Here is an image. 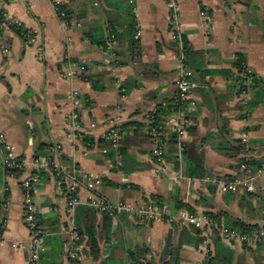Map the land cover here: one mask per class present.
<instances>
[{
    "label": "crops",
    "instance_id": "crops-1",
    "mask_svg": "<svg viewBox=\"0 0 264 264\" xmlns=\"http://www.w3.org/2000/svg\"><path fill=\"white\" fill-rule=\"evenodd\" d=\"M173 1L179 7L180 32L197 53L189 81L196 106L186 136L169 135L159 161L145 130L147 116L177 92L185 67L174 49L167 0H134L132 6L129 0H0V14L35 34L33 44L16 28L6 29L2 37L0 131L14 149L13 157L23 160L24 172L20 178L8 176V153L0 149V264L30 262L29 249L13 245L29 242L23 182L35 173L39 181L33 197L45 248L39 264H69V213L59 169L102 181L92 192L80 179L74 217L83 234L79 264H135L137 259L196 264L205 250L203 232L192 226L106 215L96 203L142 207L161 200L175 203L176 210L182 204L196 214L219 216L225 225L264 227V182H256L254 194H223L213 183L241 175L245 161L264 162V0ZM56 4L69 11V28L57 17ZM131 13L141 45L137 60L128 50ZM112 32L118 35L115 56L104 48ZM238 56L260 81L258 90L242 91L235 82ZM79 65L97 89L82 80L85 73L64 78ZM73 112L80 115L82 138L68 130L67 116ZM111 127L127 133L120 145V167L118 153L114 156L101 139ZM84 137L93 141L92 147ZM239 142L244 146L238 152L218 150ZM41 146L52 157V162L39 159L53 163L48 170L35 166ZM200 173L204 178L191 177ZM208 242L209 264H264V245L229 246L219 234ZM167 243L170 254H165Z\"/></svg>",
    "mask_w": 264,
    "mask_h": 264
},
{
    "label": "built area",
    "instance_id": "built-area-1",
    "mask_svg": "<svg viewBox=\"0 0 264 264\" xmlns=\"http://www.w3.org/2000/svg\"><path fill=\"white\" fill-rule=\"evenodd\" d=\"M170 11V27L173 40H178L181 37L180 32V13L179 7L173 0H167ZM129 4L132 6L134 0H129ZM59 5V4H56ZM55 5V6H56ZM57 17L65 28H69L71 23L66 20L65 13L57 11L55 7ZM206 15L205 12L202 14ZM5 19L18 27L21 26L19 22L11 21L6 15ZM139 38V34L136 35V39ZM35 41V34L29 32L27 35V44H33ZM5 48L2 44V38L0 37V53H5ZM107 50L111 55L115 56L117 50V39L116 35L111 33L107 45ZM182 59V56H181ZM86 72L84 66L79 65L78 68H69L64 75L67 80H74L83 73ZM192 73L185 69L179 74L177 79V92L172 98L177 100L174 110L177 106H182L179 110L174 113L162 115L158 120L155 121L154 115L147 116L146 133L150 137L153 150L152 155L159 161H162L166 155L168 136L171 134L176 135L179 139L186 136L188 129L191 127V121L189 115L195 108L196 104L192 99L190 91V78ZM181 104V105H180ZM77 105V103H76ZM174 105V103H173ZM163 106H168L167 103H163ZM68 130L74 136L82 138V127L81 118L79 113L73 112L67 116ZM95 128V125H92ZM127 133L117 127L109 128L101 137L102 141L105 142L118 153L121 142ZM88 147H92L91 142L86 143ZM0 149L8 153L5 159V169H22L24 168V162H19L17 158L13 157L14 149L7 143V139L4 133L0 131ZM56 149L53 153L57 152ZM104 153H108V149L104 150ZM118 167L121 166L120 158ZM53 163H44L40 160L35 161V166L38 170L50 169ZM241 175L234 178H222L215 179L213 183L217 185L223 194H235L240 191H244L247 194H254L257 191L256 182L264 177V162L259 163L258 166L248 165L242 163L240 165ZM57 175L62 181V185L66 187L67 197V209L69 218V231L71 238L65 243V255L69 261V264H79L81 259V244L82 238L75 225V209L79 205L78 190L81 180L84 181V185L90 191L95 192L102 186L101 179L84 178L81 179L76 170L66 171L59 169ZM81 179V180H80ZM39 179L36 174L29 176L23 182L24 191V215L23 221L29 233V242L26 245H13L14 248L27 247L30 251V262L29 264H39L42 253L44 252V242L42 233L40 230L39 219L37 217V210L34 203V192L36 184ZM95 206L101 212H108L110 214H128L132 217L144 219L151 223H166L169 225H181V226H192L198 230H201L205 236V250L203 252L202 259L196 264H209L211 255L209 250V239L218 232L221 239L227 245H244L249 247H257L264 245V227L252 229H231L224 223L217 221L209 217L208 215H200L188 211L187 209H181L177 211V216L171 215L170 206L168 204L157 205L156 203L146 204L142 207H136L131 204H120L118 206H109L103 203H96ZM3 240V230L0 226V242ZM138 264H147L146 260L140 259Z\"/></svg>",
    "mask_w": 264,
    "mask_h": 264
},
{
    "label": "trees",
    "instance_id": "trees-1",
    "mask_svg": "<svg viewBox=\"0 0 264 264\" xmlns=\"http://www.w3.org/2000/svg\"><path fill=\"white\" fill-rule=\"evenodd\" d=\"M7 2L9 0H6ZM57 11L59 12H64L65 13V17L66 20L71 23V15L69 13V11L67 10V8L63 5H56L55 6ZM204 11V9H203ZM12 28H16L18 30L19 35L22 37V39L27 43V35H28V31H24L23 29H21V27H18L17 25L13 24L12 22H9L5 19V15L2 13L0 14V37H3V33L6 29H12ZM129 32H130V38H128V42H129V53L131 58H135V60L139 59L141 57V45H140V41H138L135 38V34L137 32L136 29V21L134 18V15H132L131 13V23L129 26ZM113 34L116 35V39H118V35L115 32H112ZM174 49L176 50V52L180 55V57L182 56V60H183V64H184V69L186 71H189L192 73V77L190 78V80L193 78L194 74H193V66L191 64L192 59L194 58V56H197V53L193 52L192 47L190 45V43L188 42V40L186 39L185 36L181 35L180 39L178 40H174ZM104 48L107 49V45H104ZM116 55H118V53H116ZM118 66H121V62L117 61L116 63ZM234 68L237 71V78H235V82L241 87L242 91H256L258 90V88L260 87V81L257 79V77L255 75H253V73L251 71H249V69L247 68L245 59L242 56H238L237 60L234 64ZM82 80L86 81V82H91L94 85V88H96V82L94 81V78H92L91 76H89L87 73L83 74L81 76ZM84 103V102H82ZM164 103H167L168 106H163V103L160 104L154 111H152L149 115H154L155 116V121L159 119L160 116L162 115H167L170 113H174L177 110H179L182 106H177V109H173L175 108V105L177 103V100H175L174 98H171L167 101H165ZM174 103V105H173ZM181 105V104H180ZM148 136V135H147ZM148 138L150 139V137L148 136ZM151 140V139H150ZM84 143H89L91 142L93 144V141L91 139H89L88 137H84L83 138ZM108 148H110V146L107 144ZM244 144L242 142H239L238 145H236V147H230L228 145H221L218 150L222 151V152H238L239 150H241L243 148ZM44 149H46L45 146H41L38 150L39 155L35 156L36 160H39L42 157H46L48 159V161L52 158L49 154L45 156L44 153ZM49 149V148H48ZM110 151H113L112 154L114 156L117 155V152H115L113 149L110 148ZM112 155V156H113ZM118 155L122 156V150L121 148L118 151ZM19 162L23 161L22 159H17ZM50 162H52V160H50ZM245 164L248 165H253V166H258L259 164H253L251 162L245 161L243 162ZM24 168L22 169H5L6 174L8 176H12L15 178H20L23 174ZM36 174V173H35ZM205 174L204 173H200L199 175H194L191 174V177H197V178H204ZM229 178H234V177H229ZM64 189L66 191V187L64 186ZM157 205H164L165 203L161 200H155ZM181 209H187L188 211L192 212L191 210H189L186 206L182 205V204H177V211H180ZM1 210V208H0ZM106 213V215H110V213L108 212H104V214ZM1 214V212H0ZM209 217L216 219L217 221L221 222L222 219L219 216H215V215H208ZM75 225L78 229V232L82 238L83 234L80 231V228L78 227L76 221H75ZM227 227L231 228V229H252V228H259L260 226H246L244 224H238V223H234L232 225H226ZM215 235L218 236V232H215ZM83 239V238H82ZM261 246V245H260ZM94 252L97 250L96 248H93ZM172 250L169 248V245L167 243V248L165 250V254H170ZM139 259L136 260L135 264H138ZM148 264V263H147Z\"/></svg>",
    "mask_w": 264,
    "mask_h": 264
},
{
    "label": "water",
    "instance_id": "water-1",
    "mask_svg": "<svg viewBox=\"0 0 264 264\" xmlns=\"http://www.w3.org/2000/svg\"><path fill=\"white\" fill-rule=\"evenodd\" d=\"M170 211H171V215L176 217L177 216V210H176V204L173 203L171 206H170Z\"/></svg>",
    "mask_w": 264,
    "mask_h": 264
},
{
    "label": "rangeland",
    "instance_id": "rangeland-1",
    "mask_svg": "<svg viewBox=\"0 0 264 264\" xmlns=\"http://www.w3.org/2000/svg\"><path fill=\"white\" fill-rule=\"evenodd\" d=\"M259 180H260V182H264V177L260 178Z\"/></svg>",
    "mask_w": 264,
    "mask_h": 264
}]
</instances>
